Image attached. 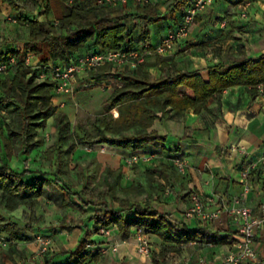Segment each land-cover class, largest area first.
Masks as SVG:
<instances>
[{
    "label": "crops",
    "instance_id": "obj_1",
    "mask_svg": "<svg viewBox=\"0 0 264 264\" xmlns=\"http://www.w3.org/2000/svg\"><path fill=\"white\" fill-rule=\"evenodd\" d=\"M20 9L12 7L4 0H0V61L12 51H17L26 63L34 68L45 65L53 66L59 62L50 58V48L47 43L42 45L40 56L25 51L23 39L28 38V20L39 17L53 23L71 14L74 8L94 9L100 7L98 0H16ZM196 0H118L115 5H107L125 13H135L139 8L146 9L151 16L164 17L159 23L150 25L146 38L143 33L147 26L141 20L136 21L138 27L133 30L132 24L127 21V36L124 47L147 51L146 45L154 49L171 32L177 31L183 20V13L187 6ZM247 12L248 17L242 16ZM227 19V27L222 22ZM23 20V21H22ZM26 20V21H24ZM21 39L19 42L16 40ZM212 49V52H203V49ZM97 50L94 42H90L77 55H84ZM264 53V0H214V3L200 13L196 24L189 36L180 39L173 51L161 56L150 53L147 62L133 70L128 65L114 69L141 76L151 75L152 80L172 74L176 71H201L222 63L225 60H234L243 57L259 58ZM28 61V62H27ZM15 71L6 73L0 80L13 79ZM86 79V80H84ZM110 78L109 81H113ZM90 81L89 72L81 73L74 82L75 95H57L53 103L59 111L66 113L73 123L76 114L83 83ZM92 83H94L91 80ZM105 89L112 95L113 86ZM120 86V84H117ZM260 94L252 100L249 87L236 86L224 91L221 102L215 98L208 100L206 108L196 113L194 108L178 120H157L152 130L166 135V142H159L148 149L154 153L152 163L129 164L134 153L123 149L107 148L109 166V182L115 181V174L127 173L133 175L131 186L135 185L138 198L129 201H138L150 204L152 207L167 214L172 224H184L189 229L199 227L212 231L239 232V225L227 209L235 206V201L252 208L255 217H259L264 206V86L259 88ZM99 94L92 91L90 96ZM63 103V104H62ZM62 104V105H60ZM50 119L49 125H53ZM56 129V128H55ZM180 159L185 164V170L180 172L175 166V160ZM156 166H168L177 171L172 180L160 176H152L147 169ZM249 173L246 180L244 174ZM108 182V181H105ZM142 185V188L139 186ZM251 190L246 192V186ZM121 187L124 188L122 176ZM49 190V189H48ZM124 191V190H123ZM200 194L208 203L210 211L222 210L220 217L213 222L201 218L187 220L185 213L192 205L191 195ZM53 200L49 193L41 199ZM119 202H114V209H121L124 204V195L118 194ZM116 201V200H115ZM58 202V200H57ZM36 205L34 207L37 208ZM36 210V209H35ZM57 216L61 222L69 217L78 220L81 216L84 224L72 230L54 229L55 247L47 253L41 252V244L37 240L41 234L49 235L50 230L34 227L28 234L33 237L30 241L1 242L0 249L8 251L14 243L20 254H14L5 260L4 264H45L52 253L71 252L77 249L82 240L89 235L87 248L90 258L86 264H197L205 259L213 264H225V253L235 250L234 245H206L192 242L189 244L164 243L158 236L148 234L154 254L145 257L139 254L135 239L136 227L131 228L128 237H124L118 226L110 227V235L98 231L93 216H84L85 211L72 207L62 208ZM65 210V213L64 211ZM73 211V212H72ZM40 214L43 215V212ZM87 215V214H86ZM126 216L133 215L125 212ZM45 222V218L42 219ZM52 235V234H51ZM118 245V250L111 249ZM254 246L258 251L261 263H264V228L256 229ZM108 251H101L102 248ZM167 249V250H166ZM0 255V263H1ZM75 259L69 254L55 257L51 264H71Z\"/></svg>",
    "mask_w": 264,
    "mask_h": 264
},
{
    "label": "trees",
    "instance_id": "obj_2",
    "mask_svg": "<svg viewBox=\"0 0 264 264\" xmlns=\"http://www.w3.org/2000/svg\"><path fill=\"white\" fill-rule=\"evenodd\" d=\"M4 1L18 10L21 8L16 0ZM134 19L145 22V39L149 32L148 27L161 22L164 17L151 16L143 8H139L135 13H125L105 5L94 9L74 8L71 14L63 17L59 23L36 17L27 21L29 36L23 39L25 51L26 54L40 56L42 45L47 43L50 58L59 62L53 66H69L96 53L137 50L124 47L127 21ZM90 42H94L97 50L77 55ZM203 52H212V49L205 48ZM11 54L0 61L5 62L12 57L17 59L11 70L15 71L13 79L0 80V116L8 131L6 136L2 135L0 138V149L8 152L11 148H17L19 155H28L30 151L45 144L40 131L46 130L50 119H53L57 132L54 148L57 170L52 172L27 166L18 168L0 157V205L5 212L13 213L21 207L34 209L39 199L48 194L49 186L54 184L63 192L62 198L58 200L61 207L94 211L92 218L98 226V231L116 225L123 236L128 237L132 227H142L147 234L156 235L164 243L171 244L196 242L206 245H234L240 241L239 232H214L204 227L191 230L184 224H172L166 213L150 204L128 201L121 209H114L107 200L86 199L83 191L88 185L84 184L81 190H76L63 176L68 174L72 156L80 146H104L128 150L134 154L146 153L151 146L167 140L166 135L152 130L157 120L181 119L191 108H194L196 113H201L209 99L215 98L220 103L224 91L236 86L249 87L252 100H255L260 94L258 88L264 86V53L257 59L243 57L225 60L209 67L206 70L207 75L201 71H176L157 80H152L149 73L138 76L116 70L111 64L93 69L89 71V78L94 83H106L113 78L120 86L103 103L107 113L117 111L119 116L97 117L92 130L84 127L74 129L68 115L54 105L57 82L51 75L52 66L34 68L28 65L26 59L20 57L17 51L14 50ZM43 73L47 75L44 79L41 77ZM7 157L11 159V153ZM109 173L108 171L107 174ZM147 173L168 181L177 175V171L168 166L151 167L147 169ZM108 175L105 181H109ZM115 175L113 183H106L110 188L109 195L117 201L119 199L112 190L121 185L122 173ZM139 186L142 188V185ZM127 211L133 215L126 216ZM25 228L21 227L19 221L7 218L0 210V238L3 237L6 242L30 241L33 237L28 232L33 230L32 224L28 223ZM60 228L72 230L75 227L62 224ZM88 246L89 235L81 241L76 250L52 253L45 264H51L55 257L65 254L75 259L71 264H86L90 258ZM14 254H20L14 243L10 244L8 251L0 249V264H4L5 260Z\"/></svg>",
    "mask_w": 264,
    "mask_h": 264
},
{
    "label": "rangeland",
    "instance_id": "obj_3",
    "mask_svg": "<svg viewBox=\"0 0 264 264\" xmlns=\"http://www.w3.org/2000/svg\"><path fill=\"white\" fill-rule=\"evenodd\" d=\"M129 23L132 24L133 30L138 27L136 21H129ZM112 80L113 81H109L107 85L111 84L113 86L112 90H115L118 87V83L114 79ZM82 85L84 88H82L80 98L77 99V114L74 122L72 123L74 129L76 127H84L92 130L93 122L97 119V117L116 118L119 116V113L117 111L107 113L103 108V103L110 98L109 93L105 91V89H107L106 85L100 83H92L91 80H87L86 83H83ZM92 91H99V94L90 96V94H92ZM72 95H75V97L77 98L78 93L77 91L75 93V89ZM7 134L8 131L6 125L3 123V120L0 116V138L2 135L4 137ZM40 135L44 138L45 144L40 148L30 151L28 155H19V150L17 148H11L8 152L4 149H0V157H2L5 161L10 162L14 167L24 168L27 166L33 169H43L45 171L56 172L57 167L55 166L54 155V148L57 140L56 129L51 124L46 130L40 131ZM103 147L104 146H97L93 148L90 146H80L72 156L68 174L64 175L63 177L70 184H72L73 188L76 190H81L84 184H87L88 188L83 191V196L86 199L95 198L97 200H107L113 206L114 202L118 203L119 201H115L112 196L109 195L110 188L105 182L106 172L108 171H105L104 169L110 164L107 156L108 152L102 153L101 151ZM9 153H11V159H8L7 157ZM25 159H27L26 164ZM124 160L128 162V159ZM133 175L134 174L128 175L127 173H124L122 175L124 178V188L119 185L118 187L115 186L112 190V192L117 196L120 193L124 195V205L129 200H136L138 198L135 185L131 186ZM109 181L108 183H111ZM48 189V193L51 198L53 197V200H49L48 197H46V199H41L37 205L38 207L35 208L36 210L30 209L29 207H21L13 213H8L2 209L1 205L0 210L7 218H12L19 221L21 227L23 228H25L28 223H31L33 228L39 226L42 227L43 230H50L48 239L50 240L49 251H51L56 245L54 237L57 232L54 229H59L62 224L77 227L78 225L80 226L84 224V222L82 221V216L78 220H74V218L69 217V220L65 219L63 222H61L60 218L57 216V212L61 211L60 209L64 207H61L57 200H60L62 198L63 192H61L54 184L50 185ZM75 201H77V199H75ZM62 211H64L65 213V210ZM41 212H43V215L40 214ZM32 213H34V216H32ZM84 214V216L91 217L94 215V211L86 210ZM43 218H45V222L42 221ZM43 235L41 234L40 236ZM0 241L5 242L2 238H0ZM180 263L186 264L183 261H181Z\"/></svg>",
    "mask_w": 264,
    "mask_h": 264
},
{
    "label": "built area",
    "instance_id": "obj_4",
    "mask_svg": "<svg viewBox=\"0 0 264 264\" xmlns=\"http://www.w3.org/2000/svg\"><path fill=\"white\" fill-rule=\"evenodd\" d=\"M118 0H98L100 6L115 5ZM142 1V0H137ZM214 0H196L191 2L183 13V20L177 31H171L162 42L152 49L151 45L147 44V51L133 50L124 52L121 50H109L102 53H96L81 58L77 63L69 66L57 65L51 67V75L57 82V95L65 94L72 95L74 93V82L76 78L83 72H89L93 69H98L104 65L111 64L117 67H124L128 65L131 69L136 70L141 65L147 62L150 53L155 52L158 55L164 56L173 51L177 42L189 36L194 27L199 15L206 8L211 6ZM242 16L247 18L248 14L245 11ZM222 27H227L228 21L225 19L222 22ZM28 62V61H27ZM17 63V59L12 57L5 62L0 63V77L9 73ZM46 73L42 74V78H46ZM102 153L107 152V148H102ZM154 159L153 154H135L128 159V163L132 165L140 163H151ZM264 162V158H263ZM175 166L180 172L185 170L186 164L180 160H175ZM244 178L248 180L249 173L244 174ZM251 187L246 186V192H249ZM192 205L185 213L187 220L194 218H201L205 221L213 222L218 219L222 210L210 211L208 203L203 197L194 193L191 195ZM230 215L233 216L234 221L239 225V233L241 234L240 241L235 244V250H231L224 255L225 264H250L261 263L258 257V251L254 246L256 229L264 228V206L259 217L254 216L251 207L242 203L240 199L235 201V206L227 209ZM104 235H110V228L101 229ZM135 239L137 243L138 252L140 255L150 257L153 255L152 243L148 237L147 232L142 227H136ZM37 240L41 244V252L47 253L49 251L50 240L46 236H38ZM112 250L117 251L118 245H113ZM103 252L109 248H102ZM175 264H181L176 262ZM197 264H213L208 260L202 259ZM264 264V263H261Z\"/></svg>",
    "mask_w": 264,
    "mask_h": 264
}]
</instances>
